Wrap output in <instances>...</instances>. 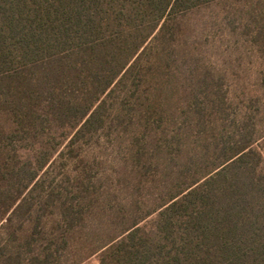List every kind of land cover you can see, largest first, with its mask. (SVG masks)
Returning <instances> with one entry per match:
<instances>
[{
  "label": "trees",
  "instance_id": "16d2710c",
  "mask_svg": "<svg viewBox=\"0 0 264 264\" xmlns=\"http://www.w3.org/2000/svg\"><path fill=\"white\" fill-rule=\"evenodd\" d=\"M96 254L264 264V0H0V264Z\"/></svg>",
  "mask_w": 264,
  "mask_h": 264
},
{
  "label": "rangeland",
  "instance_id": "374dc122",
  "mask_svg": "<svg viewBox=\"0 0 264 264\" xmlns=\"http://www.w3.org/2000/svg\"><path fill=\"white\" fill-rule=\"evenodd\" d=\"M204 25L205 22L202 14L193 16L188 19L187 30L185 33L186 36L190 38V42H192V40L196 41V45L194 44L193 46H197L199 48V56L208 61L220 62V64H224V62H227V60L230 62L233 61L234 58L226 56L222 53V51L219 50L218 45H216V43L218 42H216V40H213L215 38L211 37L210 42H206L205 31L202 30ZM204 42L206 44H204ZM248 76H250L248 73L244 74V77ZM81 264H101L100 256L99 254L93 255L83 261Z\"/></svg>",
  "mask_w": 264,
  "mask_h": 264
}]
</instances>
